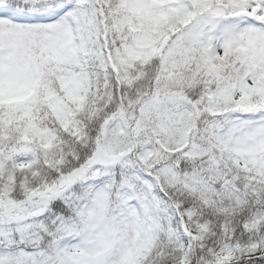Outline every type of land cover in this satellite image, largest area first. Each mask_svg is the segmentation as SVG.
Here are the masks:
<instances>
[{
    "label": "snow or ice",
    "instance_id": "6c2138e0",
    "mask_svg": "<svg viewBox=\"0 0 264 264\" xmlns=\"http://www.w3.org/2000/svg\"><path fill=\"white\" fill-rule=\"evenodd\" d=\"M0 264H264V0H0Z\"/></svg>",
    "mask_w": 264,
    "mask_h": 264
}]
</instances>
